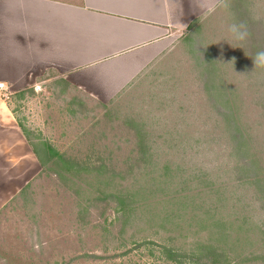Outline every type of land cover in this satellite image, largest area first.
Masks as SVG:
<instances>
[{
	"label": "rangeland",
	"instance_id": "rangeland-1",
	"mask_svg": "<svg viewBox=\"0 0 264 264\" xmlns=\"http://www.w3.org/2000/svg\"><path fill=\"white\" fill-rule=\"evenodd\" d=\"M208 1L163 49L5 87L37 155L0 180V264H264V0Z\"/></svg>",
	"mask_w": 264,
	"mask_h": 264
},
{
	"label": "crops",
	"instance_id": "crops-1",
	"mask_svg": "<svg viewBox=\"0 0 264 264\" xmlns=\"http://www.w3.org/2000/svg\"><path fill=\"white\" fill-rule=\"evenodd\" d=\"M179 1L0 0V83L35 85L53 76L59 78L55 84L74 83L104 63L154 46L163 49L189 26L177 17ZM3 91L0 180L12 181L9 172L35 166L36 155Z\"/></svg>",
	"mask_w": 264,
	"mask_h": 264
},
{
	"label": "clouds",
	"instance_id": "clouds-1",
	"mask_svg": "<svg viewBox=\"0 0 264 264\" xmlns=\"http://www.w3.org/2000/svg\"><path fill=\"white\" fill-rule=\"evenodd\" d=\"M243 28L244 26L242 24L241 25L234 24L230 27V31L235 33L237 39L244 40L247 36V32L246 30H242ZM253 63L257 67H264V51L258 52L256 54V56L253 58Z\"/></svg>",
	"mask_w": 264,
	"mask_h": 264
},
{
	"label": "built area",
	"instance_id": "built-area-1",
	"mask_svg": "<svg viewBox=\"0 0 264 264\" xmlns=\"http://www.w3.org/2000/svg\"><path fill=\"white\" fill-rule=\"evenodd\" d=\"M5 89V85L3 83H0V90H4Z\"/></svg>",
	"mask_w": 264,
	"mask_h": 264
},
{
	"label": "trees",
	"instance_id": "trees-1",
	"mask_svg": "<svg viewBox=\"0 0 264 264\" xmlns=\"http://www.w3.org/2000/svg\"><path fill=\"white\" fill-rule=\"evenodd\" d=\"M29 140V139H28ZM35 152V151H34ZM35 154L37 155V153L35 152ZM38 159H39V157H38Z\"/></svg>",
	"mask_w": 264,
	"mask_h": 264
}]
</instances>
